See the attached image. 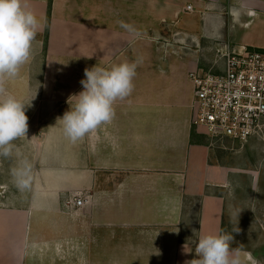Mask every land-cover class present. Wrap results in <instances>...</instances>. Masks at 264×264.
<instances>
[{"label":"crops","instance_id":"0c3cea01","mask_svg":"<svg viewBox=\"0 0 264 264\" xmlns=\"http://www.w3.org/2000/svg\"><path fill=\"white\" fill-rule=\"evenodd\" d=\"M28 5L41 27L30 61L4 87L21 101L36 94L28 109L39 133L31 139L27 186L15 174L22 165L2 185L0 264H185L198 258L192 242L209 233L232 235L241 264H264L253 199L262 137L216 154L192 123L189 78L194 69L225 72L221 45L264 50V0ZM123 62L137 64L132 94L115 102L110 123L73 143L57 117L76 97L62 96L82 91L86 67ZM75 195L87 202L71 209L66 202ZM189 238L192 252L184 254Z\"/></svg>","mask_w":264,"mask_h":264},{"label":"clouds","instance_id":"9594fccd","mask_svg":"<svg viewBox=\"0 0 264 264\" xmlns=\"http://www.w3.org/2000/svg\"><path fill=\"white\" fill-rule=\"evenodd\" d=\"M120 23L122 27H128ZM40 27L28 0H0V155L3 156L10 154L15 140L27 137L29 117L26 111L36 97L35 94L29 100L21 101L10 94L4 84L6 80L16 78L21 67L30 61L33 41ZM136 69L135 62L84 69V78L80 80L82 91L71 96L76 97L75 105L70 106L62 117H57L70 141L75 143L114 119L115 102L130 96L134 90ZM15 174L20 185L26 187L27 165ZM193 233H196L195 229ZM189 240L182 246L184 254L192 252ZM232 240L233 236L227 233L199 235L192 242L198 258L185 264H241L238 252L230 248Z\"/></svg>","mask_w":264,"mask_h":264},{"label":"built area","instance_id":"2783aa9c","mask_svg":"<svg viewBox=\"0 0 264 264\" xmlns=\"http://www.w3.org/2000/svg\"><path fill=\"white\" fill-rule=\"evenodd\" d=\"M188 5L186 10H192ZM225 72L194 69L189 78L195 86L193 125L210 138L246 143L253 136L264 137V50L227 45L217 48ZM87 198L72 196L66 205L77 209Z\"/></svg>","mask_w":264,"mask_h":264},{"label":"rangeland","instance_id":"374dc122","mask_svg":"<svg viewBox=\"0 0 264 264\" xmlns=\"http://www.w3.org/2000/svg\"><path fill=\"white\" fill-rule=\"evenodd\" d=\"M76 94V92H72L68 94L66 97H63L65 100H68L72 95ZM73 99L71 97L68 101ZM31 111L28 109L26 111V115L29 117L28 124H29V130L27 133V137L18 138L13 142L11 152L8 156L0 155V195L4 193L5 187L3 188V182L4 181H13V174L15 169H19L20 166L24 167L25 165H28L30 160V152L33 147V141L32 138H35L38 133V125H35L30 123V117H31ZM212 139V138H211ZM211 142H213V148L216 149L219 152H225L228 154L236 153L239 149H241L242 144L239 143V141H228L226 139L216 138L212 139ZM261 143L264 147V137L261 139ZM245 144V143H244ZM264 154V153H263ZM264 162V160H263ZM8 169V174L10 173V176L7 177L8 174H5V170ZM260 191L254 193L253 199L256 200L257 196L259 197L258 203L255 206L254 215L257 217L259 224H261V227L263 229L262 236H261V243L259 246H262L264 249V163L261 165V173H260V183H259ZM252 222V221H251ZM259 254L264 256V251L260 252Z\"/></svg>","mask_w":264,"mask_h":264},{"label":"trees","instance_id":"16d2710c","mask_svg":"<svg viewBox=\"0 0 264 264\" xmlns=\"http://www.w3.org/2000/svg\"><path fill=\"white\" fill-rule=\"evenodd\" d=\"M50 12V11H49ZM50 14V13H49Z\"/></svg>","mask_w":264,"mask_h":264}]
</instances>
